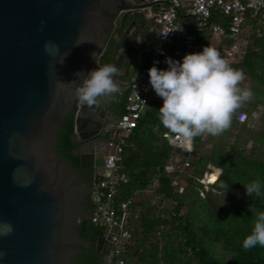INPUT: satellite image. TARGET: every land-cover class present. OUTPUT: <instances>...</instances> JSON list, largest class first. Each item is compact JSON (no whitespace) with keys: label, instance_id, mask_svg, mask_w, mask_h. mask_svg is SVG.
I'll use <instances>...</instances> for the list:
<instances>
[{"label":"water","instance_id":"1","mask_svg":"<svg viewBox=\"0 0 264 264\" xmlns=\"http://www.w3.org/2000/svg\"><path fill=\"white\" fill-rule=\"evenodd\" d=\"M151 6L139 0H0V264H75L89 246L81 230L92 216L85 204L91 184L57 154V137L75 112L72 152L93 167L97 181L114 136L108 95L89 107L65 81L98 66L124 12L132 17L118 38L114 64L125 58L130 64L140 53L144 66L159 36ZM115 238L110 234L107 243L113 246ZM103 241L97 240L99 253Z\"/></svg>","mask_w":264,"mask_h":264},{"label":"trees","instance_id":"2","mask_svg":"<svg viewBox=\"0 0 264 264\" xmlns=\"http://www.w3.org/2000/svg\"><path fill=\"white\" fill-rule=\"evenodd\" d=\"M221 17L215 16V21L223 23ZM182 19L199 34L203 45L214 43L211 34L203 38L208 32L191 16L182 15ZM120 34L118 28L100 56L98 66L114 63ZM231 65L244 70L246 77L241 87H251L253 96L233 112L231 126L221 134L201 133L194 137L190 163L183 171L177 175L166 171L167 165H180L181 161H176L177 149L174 150L164 136L176 133L160 119L163 98L151 95L121 146L119 163L128 181L121 185L117 200H125L135 191L138 198L128 211V226L134 242L125 255L127 264H264V245L243 247L256 211L264 210V196L248 195L244 185L255 179L264 181V110L258 129L249 126L248 121H238L235 115L238 109H244L250 118L255 108L264 105V23L250 13L242 51ZM119 80L126 83L119 87V92L108 95L109 122L112 123H117L126 112L130 73L120 75ZM75 120L76 114L72 111L60 127L56 148L58 155L66 153L65 161L80 166L79 157L72 152L76 146L72 140ZM209 143L211 148L207 147ZM210 164L221 168L211 185L219 191L230 185L224 201L214 196L213 191H207L205 196L200 193V179ZM88 169L93 174V167L88 166ZM155 179H158L156 190L147 191ZM174 179L176 184L172 182ZM180 187L183 190H179ZM86 202L92 208L90 196ZM104 232L105 227L91 219L82 221L84 240L95 241ZM95 258L81 249L75 264Z\"/></svg>","mask_w":264,"mask_h":264},{"label":"built area","instance_id":"3","mask_svg":"<svg viewBox=\"0 0 264 264\" xmlns=\"http://www.w3.org/2000/svg\"><path fill=\"white\" fill-rule=\"evenodd\" d=\"M150 2L155 6V11H149V16L159 23L158 39L147 63L139 67L135 76L128 85L126 112L117 123H109L113 130V138L105 145L104 172H99L104 177L91 183L90 200L92 204L91 221L96 225L105 227V236L116 234L113 240L112 263L127 264L125 255L133 245V237L128 226L130 205L137 201L136 192L125 200H117L121 185L128 181V176L121 170L120 150L126 138L135 126L136 119L146 107L151 95L162 98L156 94L149 80L148 69L155 61H159V67H168L166 56L182 59L188 52L200 51L205 45L200 41L196 31L189 28L183 21L182 15L191 16L198 22L201 29L208 33L203 37L207 39L209 34L217 39L211 46L216 47L229 63L235 62L242 51L243 40L246 31V19L248 14L256 16L257 20L264 23V0H139ZM151 6V7H152ZM222 16L223 23L215 21V16ZM182 26V30H175ZM164 32H168L166 38ZM226 38V39H224ZM242 84V81L240 82ZM240 122L249 120V113L244 109H238L235 113ZM164 136L174 147L176 161L180 165L170 164L166 171L177 175L190 163V157L194 149V138L187 140L177 134L165 133ZM203 180V179H202ZM173 184L177 181L174 179ZM158 185V179L146 188L154 192ZM179 190H183L180 187ZM118 228L115 231V228ZM112 241V240H111Z\"/></svg>","mask_w":264,"mask_h":264},{"label":"clouds","instance_id":"4","mask_svg":"<svg viewBox=\"0 0 264 264\" xmlns=\"http://www.w3.org/2000/svg\"><path fill=\"white\" fill-rule=\"evenodd\" d=\"M175 30H182V26ZM163 34L166 38L168 32ZM92 55L95 57V52ZM165 62L168 67H159L157 60L148 69L150 84L163 98L159 107L162 123L187 140L201 133L221 134L231 126L233 112L253 96L251 87H241L244 70L233 67L214 46L207 44L182 59L169 55ZM117 72L116 64H104L79 70L76 79L65 82L74 84L79 101L91 107L101 97L120 91ZM244 185L248 195L264 196V181L255 179ZM257 244L264 245V210L256 211L252 230L243 240L245 249Z\"/></svg>","mask_w":264,"mask_h":264},{"label":"flooded vegetation","instance_id":"5","mask_svg":"<svg viewBox=\"0 0 264 264\" xmlns=\"http://www.w3.org/2000/svg\"><path fill=\"white\" fill-rule=\"evenodd\" d=\"M155 6L151 7V11L154 12L155 11ZM131 17H132V13L131 12H124L122 13L119 18L117 19L116 22V27L115 30L113 32V35L116 33V30L118 28H120L121 34L125 33L126 29L128 28V25L130 24L131 21ZM152 23L154 24V26L156 28L160 27V23L153 17L150 18ZM152 47V45L149 46V48L147 49V52L149 51V49ZM140 55V53L138 54ZM109 125V123H107V126ZM109 127V126H108ZM66 154V153H64ZM73 165V164H72ZM74 166V165H73ZM75 168L78 169L79 173L82 175V178L89 184H91L94 180V176H95V170L93 172V174H91V172L88 169V166H83L80 164V166H74ZM90 195H87V197ZM87 197H86V201H87ZM85 201V204L87 205V202ZM103 237L104 241L102 244V251L99 253L98 251H96V245H97V240L98 238ZM107 237L105 236V233L103 235H99L95 241H90V240H86L89 243V246L87 248H84L86 250V253L88 256H96L94 261H88V262H81L78 264H98L97 263V259L100 260V264H111L112 263V249L113 246H111L109 243H107Z\"/></svg>","mask_w":264,"mask_h":264},{"label":"rangeland","instance_id":"6","mask_svg":"<svg viewBox=\"0 0 264 264\" xmlns=\"http://www.w3.org/2000/svg\"><path fill=\"white\" fill-rule=\"evenodd\" d=\"M132 69H133V67L131 68L129 73H132ZM263 110H264V105L260 104L257 108H255L252 111V114L250 115V118L248 120L249 126L255 127V128L257 127V129L260 128L261 115L263 113ZM237 130H238L237 128L234 129L233 134H235L237 132ZM207 147L211 148L212 145L209 143V144H207ZM248 151H249V148H246L245 152H248ZM207 170L208 171L203 176V178L206 177L205 180L203 178L200 179V181L202 183V185L199 186L201 195L205 196L207 191H213L214 196H217L220 201H224L226 199V195L229 193V191H226V195H225V190L219 191L210 184V183L216 181V179L218 178V176L221 172V168H217L214 165L210 164L208 166ZM224 196H225V199H224ZM166 205L169 207V202H166Z\"/></svg>","mask_w":264,"mask_h":264},{"label":"crops","instance_id":"7","mask_svg":"<svg viewBox=\"0 0 264 264\" xmlns=\"http://www.w3.org/2000/svg\"><path fill=\"white\" fill-rule=\"evenodd\" d=\"M216 41H217V39H215L214 42H216ZM150 50H151V48L149 49L147 54L150 52ZM127 63H128L127 59L125 58L122 61V63L120 65H118V72L115 74V79L118 82L119 87H122V84L126 83V81L123 82V81L119 80L120 75L129 73L132 67H133V69H132V73H130V79H132L135 76L138 68L141 67V54L137 55L135 57V59L133 60V62H131L130 64L128 63L129 65ZM107 111H109V109H107ZM108 123H112V122H109V119H108Z\"/></svg>","mask_w":264,"mask_h":264}]
</instances>
